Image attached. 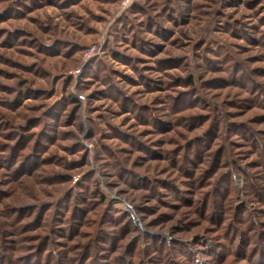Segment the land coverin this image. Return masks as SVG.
I'll return each instance as SVG.
<instances>
[{
  "label": "rangeland",
  "instance_id": "1",
  "mask_svg": "<svg viewBox=\"0 0 264 264\" xmlns=\"http://www.w3.org/2000/svg\"><path fill=\"white\" fill-rule=\"evenodd\" d=\"M259 243L264 0H0V264Z\"/></svg>",
  "mask_w": 264,
  "mask_h": 264
},
{
  "label": "trees",
  "instance_id": "2",
  "mask_svg": "<svg viewBox=\"0 0 264 264\" xmlns=\"http://www.w3.org/2000/svg\"><path fill=\"white\" fill-rule=\"evenodd\" d=\"M228 162H230V161H228ZM231 163V162H230ZM232 168V167H231ZM99 198H100V200L101 201H104V198H103V196L101 195V194H99V196H98ZM250 216H248V218H249ZM247 218V219H248ZM216 219V218H215ZM246 249H249L248 247L246 248ZM209 250H211L213 253V256H215V257H219L218 256V252L217 251H215V246L211 243L210 244V246H209ZM256 251V253L257 252H260V253H262V246L260 245V243L259 244H256V245H254V247L253 246H251V248L249 249V255H251V256H253V257H251L252 258V261H253V263L254 264H262V263H264V259L259 255L258 257H257V254L256 253H253V252H255ZM238 252H242V246H238ZM263 254V253H262ZM190 258H191V260H192V264H201V263H197L196 261H193V257H192V255L191 254H189L188 255Z\"/></svg>",
  "mask_w": 264,
  "mask_h": 264
},
{
  "label": "built area",
  "instance_id": "3",
  "mask_svg": "<svg viewBox=\"0 0 264 264\" xmlns=\"http://www.w3.org/2000/svg\"><path fill=\"white\" fill-rule=\"evenodd\" d=\"M125 210H126L127 212H130V210H131L130 206H125Z\"/></svg>",
  "mask_w": 264,
  "mask_h": 264
}]
</instances>
